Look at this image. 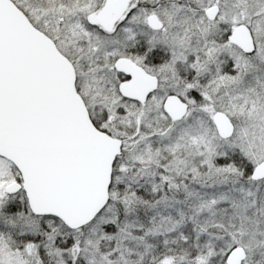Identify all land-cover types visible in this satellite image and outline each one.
I'll return each mask as SVG.
<instances>
[{
	"label": "snow or ice",
	"instance_id": "snow-or-ice-1",
	"mask_svg": "<svg viewBox=\"0 0 264 264\" xmlns=\"http://www.w3.org/2000/svg\"><path fill=\"white\" fill-rule=\"evenodd\" d=\"M0 264H264V0H0Z\"/></svg>",
	"mask_w": 264,
	"mask_h": 264
}]
</instances>
